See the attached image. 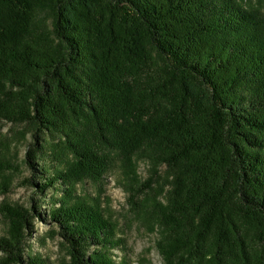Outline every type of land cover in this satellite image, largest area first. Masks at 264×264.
Masks as SVG:
<instances>
[{
	"label": "trees",
	"instance_id": "16d2710c",
	"mask_svg": "<svg viewBox=\"0 0 264 264\" xmlns=\"http://www.w3.org/2000/svg\"><path fill=\"white\" fill-rule=\"evenodd\" d=\"M256 1L0 0V123L21 127L29 169L57 161L26 183L64 190L46 216L71 264H114L110 219L75 187L116 165L163 264H264ZM16 166L0 158V195ZM0 214V264H45L27 252L40 206L3 202Z\"/></svg>",
	"mask_w": 264,
	"mask_h": 264
},
{
	"label": "rangeland",
	"instance_id": "374dc122",
	"mask_svg": "<svg viewBox=\"0 0 264 264\" xmlns=\"http://www.w3.org/2000/svg\"><path fill=\"white\" fill-rule=\"evenodd\" d=\"M20 129V126L11 123H0V158H8L10 163L17 165L11 169L13 172L6 170L7 174H3L10 177L13 184L9 192L0 195V207L3 202L40 206L41 213L46 218L44 220L41 217L36 218V232L29 240L30 247L27 248V252L41 257L45 264H71L67 248L56 234L55 226L46 216L51 203L58 202L64 197V190L50 187L44 192H39L36 186L26 183V179L30 177H33L37 183L44 182L42 178L52 175L59 165L53 157H50L47 160L48 172L42 171L43 161L39 160L35 171L29 169L22 161L26 151L25 140L14 134ZM139 174L142 178H146L149 174L148 164L144 161L139 162ZM75 196L82 198L88 204L99 206L104 215L110 219L114 230L113 244H109L106 251L114 264L164 263L156 248L157 233L149 231L138 216L129 210L128 193L122 185L119 165L113 166L101 182L87 179L76 184ZM5 233L6 224L0 214V236Z\"/></svg>",
	"mask_w": 264,
	"mask_h": 264
}]
</instances>
